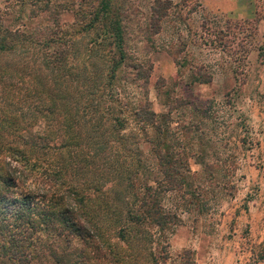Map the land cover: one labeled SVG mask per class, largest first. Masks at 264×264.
Listing matches in <instances>:
<instances>
[{"label":"trees","instance_id":"obj_1","mask_svg":"<svg viewBox=\"0 0 264 264\" xmlns=\"http://www.w3.org/2000/svg\"><path fill=\"white\" fill-rule=\"evenodd\" d=\"M21 1L23 26L0 28V264H164L180 213L215 208L234 181L221 186L199 121L172 127L114 90L125 52L111 0L87 21L78 5L80 22Z\"/></svg>","mask_w":264,"mask_h":264},{"label":"rangeland","instance_id":"obj_2","mask_svg":"<svg viewBox=\"0 0 264 264\" xmlns=\"http://www.w3.org/2000/svg\"><path fill=\"white\" fill-rule=\"evenodd\" d=\"M49 1L60 21L80 22L78 5L86 21L104 12L100 0ZM162 1L111 0L115 14L123 12L125 52L114 90L166 113L172 127L199 121L205 133L195 137L213 143L221 186L225 173L234 181L221 189L215 208L180 213L166 238L164 264H264V0ZM21 3L0 0V28L23 26ZM111 16L100 18L109 23ZM99 29L87 31L85 40L104 36ZM137 62L148 77L137 74Z\"/></svg>","mask_w":264,"mask_h":264}]
</instances>
